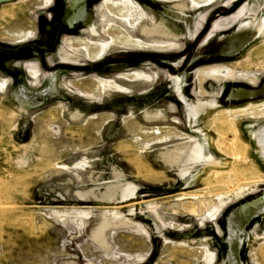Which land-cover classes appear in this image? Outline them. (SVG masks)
<instances>
[{"label": "rangeland", "instance_id": "374dc122", "mask_svg": "<svg viewBox=\"0 0 264 264\" xmlns=\"http://www.w3.org/2000/svg\"><path fill=\"white\" fill-rule=\"evenodd\" d=\"M130 1L0 2V264H264V0Z\"/></svg>", "mask_w": 264, "mask_h": 264}, {"label": "bare ground", "instance_id": "6f19581e", "mask_svg": "<svg viewBox=\"0 0 264 264\" xmlns=\"http://www.w3.org/2000/svg\"><path fill=\"white\" fill-rule=\"evenodd\" d=\"M1 1H4V0H0V2ZM188 1H189L190 5L193 9H197L199 3H202V2H205L208 0H188ZM113 15L114 16L116 15L117 17L122 19L124 23H126L128 26H131V27H134V25L139 24V21L141 19V14L136 13V12L131 11V10L115 11ZM147 18L150 19V17H148V16H147ZM124 23L123 24L120 23L119 26L113 27L115 35H116V37H118L117 42H119V43L124 42L125 44L132 43V41L127 39L126 35H128L127 33H130V31H127V29H125V30L123 29V26L125 27ZM143 25H144V27H146L147 25L149 26V24H143ZM147 29L149 30L150 33L154 32V28L151 27V25H150V27H147ZM6 86H7V81L0 82V92H2L6 88ZM241 94L243 96H248V97L253 95V93H246V92H243ZM194 212H195V210H194ZM194 215H195V213H194ZM211 217H213V215Z\"/></svg>", "mask_w": 264, "mask_h": 264}, {"label": "flooded vegetation", "instance_id": "af4514ba", "mask_svg": "<svg viewBox=\"0 0 264 264\" xmlns=\"http://www.w3.org/2000/svg\"><path fill=\"white\" fill-rule=\"evenodd\" d=\"M111 2H115V4H116L115 6H118V5L121 6V5H124V3H126L127 4L126 6H129V7H133L134 6V4L130 0H111ZM134 9L136 11H140L137 7H135ZM147 19H149V18H147V15H146V17L143 19V24H145L147 22ZM151 20L155 21L156 18L155 17H153V18L151 17ZM153 41H156V40H153ZM240 93H243V91H241ZM257 207H258V205L255 204V205H253V207L251 209H247L246 217L252 216L255 213Z\"/></svg>", "mask_w": 264, "mask_h": 264}]
</instances>
